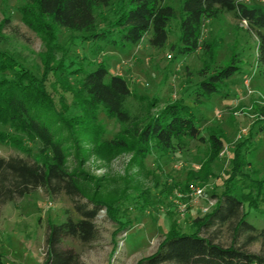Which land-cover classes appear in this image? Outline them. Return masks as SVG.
<instances>
[{
  "label": "rangeland",
  "instance_id": "rangeland-1",
  "mask_svg": "<svg viewBox=\"0 0 264 264\" xmlns=\"http://www.w3.org/2000/svg\"><path fill=\"white\" fill-rule=\"evenodd\" d=\"M248 6L264 8V0H239ZM24 0H0V24L5 18L9 22L0 33V48L15 54L35 74L42 76L43 54L46 51L44 39L23 20L19 10ZM124 0H115L112 6L103 9L105 19L98 15V29H108L109 22L117 16ZM177 10V16L169 23V39L165 47L150 45V34L138 44L127 46L106 44L104 41L84 39L78 33L66 28L59 31V43L63 49L57 58L63 56L72 67L84 71L94 69L105 62L111 74H122L129 81L135 94L128 106L134 114H142L148 98H157L153 111L180 98L194 106L200 119L203 134L209 131L221 132L226 146L219 157L212 162L216 174L209 180L196 177L208 155V143L189 140L185 148L175 147L165 152L154 149L143 165L132 162L133 154L121 153L107 162L91 156L82 166L89 174L102 177L100 195L115 199L119 205L116 215L128 223L125 228L108 216L107 209H101L96 220L98 237L84 243L78 239L66 238L64 249H74L80 256V264H137L140 258L154 253L166 237L171 220L186 230L195 227L196 218L210 212L224 187L233 165L234 151L245 139L250 140L246 149L253 183L264 180V129L262 109L264 108V64L260 62V45L264 27H253L238 18L233 11L221 10L217 17L206 18L203 24L201 46L193 54L178 52L181 36V11L184 0H167ZM215 44V60L205 44ZM235 61L240 71L227 79L220 93L210 98L200 96L196 87L204 78L203 72L219 68ZM207 65L210 66L209 69ZM70 67V69H71ZM83 72L71 73L69 82L77 86ZM48 89L58 107L66 104V115L81 114L76 98L68 86L56 82L53 75ZM140 97H144L141 99ZM99 123L104 127L103 138L112 139L126 125L99 112ZM0 128L13 132L9 126L0 123ZM90 146V142H81ZM249 145V144H248ZM33 153H37L39 142H28ZM76 146L69 159L71 167L76 165ZM0 156H20L31 159L27 151L0 142ZM94 184L92 183V186ZM259 185L246 187L252 198L260 192ZM96 188V186L94 185ZM195 187L203 190L196 193ZM263 193V194H262ZM257 207L244 204L248 221L256 231L242 232L235 236L234 227L238 219L225 224L205 228L203 234L216 242L230 245L233 241L243 245L250 234L257 239L246 248L264 254V188ZM209 211L205 212V208ZM69 217L79 220L72 199L64 192L49 193L39 187L23 197H17L0 205V260L2 264H44L47 256L49 222L61 223Z\"/></svg>",
  "mask_w": 264,
  "mask_h": 264
},
{
  "label": "trees",
  "instance_id": "trees-1",
  "mask_svg": "<svg viewBox=\"0 0 264 264\" xmlns=\"http://www.w3.org/2000/svg\"><path fill=\"white\" fill-rule=\"evenodd\" d=\"M115 0H24L19 10L24 22L36 31L46 43L43 54V73L38 76L8 50L0 48V123L13 132L0 128V142L27 151L31 159L20 156H0V205L23 197L43 187L49 193L64 192L73 201L79 220L69 217L61 223L49 222L47 256L44 264H80V256L74 249H64L66 238L84 243L94 241L99 230L95 220L101 209L120 224L128 223L116 215L119 205L115 199L101 196L102 177L89 174L82 166L92 155L110 162L121 153L133 154L132 162L143 165L154 149L169 151L175 147L185 148L189 140L208 143V155L198 178L209 180L216 174L212 162L226 146V138L218 131L210 130L205 136L200 119L193 105L180 98L153 111L157 98L146 100L142 114H134L128 106L135 96L129 81L122 74H111L108 65L100 62L94 69L72 67L64 56L57 58L63 47L59 43V31L66 28L84 39L104 41L106 44L136 45L150 34L149 43L163 48L169 39V23L176 18L177 10L167 0H124L117 16L109 22L108 29H98V15L105 19L103 9L112 6ZM235 12L241 20L253 27H264V8L248 6L239 0H184L181 11V36L178 52L193 54L201 46L203 24L206 18L217 17L221 10ZM9 22L5 18L0 24V33ZM215 60V44H205ZM260 62L264 64V37L260 45ZM71 67V69H70ZM210 66L207 65L206 69ZM203 72V80L196 87L198 95L210 98L222 91L225 81L240 71L233 60L219 68ZM83 72L77 86L70 84L71 73ZM53 75L74 94L81 114L68 117V107H58L48 81ZM143 99L144 97H140ZM124 123L126 127L112 139L103 138L104 127L99 123V112ZM264 115V108L262 109ZM264 129V117H262ZM90 142V146L81 142ZM28 142H39L37 153H33ZM247 138L237 145L229 177L224 182L214 208L204 217L196 218L194 229L186 230L171 220L166 237L158 249L139 259L137 264H264V254L249 251L246 246L257 239L250 234L243 245L235 241L226 246L203 234L205 228L225 224L238 219L235 236L242 232L256 231L248 221L244 204L257 207L262 199L264 180L253 183L246 170ZM249 144V145H248ZM76 146V165L71 167L69 159ZM92 183L94 185L92 186ZM259 185L260 192L252 198L246 187ZM263 194V193H262ZM0 264H2L0 260Z\"/></svg>",
  "mask_w": 264,
  "mask_h": 264
},
{
  "label": "built area",
  "instance_id": "built-area-1",
  "mask_svg": "<svg viewBox=\"0 0 264 264\" xmlns=\"http://www.w3.org/2000/svg\"><path fill=\"white\" fill-rule=\"evenodd\" d=\"M247 23V20H244ZM196 193L198 195L202 194L203 190L199 187H195ZM209 211V207L205 208V212Z\"/></svg>",
  "mask_w": 264,
  "mask_h": 264
}]
</instances>
